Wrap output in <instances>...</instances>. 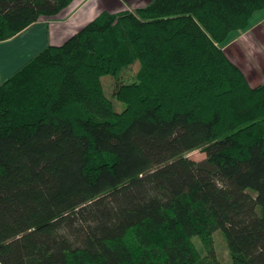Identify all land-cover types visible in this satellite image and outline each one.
Instances as JSON below:
<instances>
[{"label":"trees","instance_id":"obj_1","mask_svg":"<svg viewBox=\"0 0 264 264\" xmlns=\"http://www.w3.org/2000/svg\"><path fill=\"white\" fill-rule=\"evenodd\" d=\"M73 1L0 0V41ZM261 11L264 0L104 9L3 81L0 264H223L218 230L233 264H264V82L225 50ZM106 75L121 80L122 111Z\"/></svg>","mask_w":264,"mask_h":264},{"label":"crops","instance_id":"obj_2","mask_svg":"<svg viewBox=\"0 0 264 264\" xmlns=\"http://www.w3.org/2000/svg\"><path fill=\"white\" fill-rule=\"evenodd\" d=\"M117 3L119 0H74L57 16L44 17L16 36L0 41V84L45 46L64 43L102 10L114 11ZM225 50L243 69L252 84L264 82L256 81V74L251 72L250 66L251 64L256 68L264 66V11L259 12L255 24L241 31ZM244 51H247L246 55Z\"/></svg>","mask_w":264,"mask_h":264},{"label":"rangeland","instance_id":"obj_3","mask_svg":"<svg viewBox=\"0 0 264 264\" xmlns=\"http://www.w3.org/2000/svg\"><path fill=\"white\" fill-rule=\"evenodd\" d=\"M123 1V2H122ZM119 0V3L115 4L114 6V11H120L123 9H129L127 5H129L131 8H136L140 6H144L149 3V0ZM147 1V2H146ZM126 2V4H124ZM244 54H247V51H244ZM251 66V72L253 74H256V81H264V66L260 68H256L253 64ZM140 67V63L137 62L133 66L125 69L122 74V80L123 81H132L135 78V75ZM103 84L107 93V96L113 101L115 108L117 111H122L125 107L126 104L122 101H120L116 95V88L117 86L120 85L118 78H114L112 75H106L102 78ZM5 81V80H4ZM191 158L196 159V160H201L206 157V153L200 149L194 150L188 154ZM195 242L197 247L201 250L203 254H209L208 251H206V248L204 246V243L202 240L198 237L195 238ZM214 243H215V251L218 259L223 263V264H233L232 262V257L230 255V250L228 246V242L226 239V236L222 230H218L215 233V238H214Z\"/></svg>","mask_w":264,"mask_h":264}]
</instances>
